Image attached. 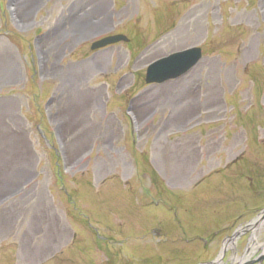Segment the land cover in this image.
I'll use <instances>...</instances> for the list:
<instances>
[{
	"label": "rangeland",
	"instance_id": "374dc122",
	"mask_svg": "<svg viewBox=\"0 0 264 264\" xmlns=\"http://www.w3.org/2000/svg\"><path fill=\"white\" fill-rule=\"evenodd\" d=\"M263 210L264 0H0V264H211Z\"/></svg>",
	"mask_w": 264,
	"mask_h": 264
},
{
	"label": "water",
	"instance_id": "95a60500",
	"mask_svg": "<svg viewBox=\"0 0 264 264\" xmlns=\"http://www.w3.org/2000/svg\"><path fill=\"white\" fill-rule=\"evenodd\" d=\"M128 38L123 35H116L104 38L95 42L92 45V50L103 49L120 42H128ZM203 59L202 49L198 47H191L189 49L179 51L173 54H170L166 57L160 58L155 62L151 63L146 71L145 83L147 85H163L167 82L176 81L179 78L187 75L191 70H193L201 60ZM264 224V210L261 214L254 219L252 222L248 223L244 228L239 229L232 237L228 238L225 243L226 246L222 249L220 259L215 263L219 264L222 257L225 255L227 244L232 242L236 237H239L247 232H252V236L255 234L258 228L262 227ZM264 246V244H263ZM249 248L247 249V251ZM246 251V253H247ZM263 253V252H262ZM264 254L254 262L259 263L263 262ZM252 263V264H254Z\"/></svg>",
	"mask_w": 264,
	"mask_h": 264
},
{
	"label": "bare ground",
	"instance_id": "6f19581e",
	"mask_svg": "<svg viewBox=\"0 0 264 264\" xmlns=\"http://www.w3.org/2000/svg\"><path fill=\"white\" fill-rule=\"evenodd\" d=\"M257 245V241L255 239V235L252 236L250 242H249V251L251 253H245V255H243L242 257L240 258H237L234 262V264H249V261H251L252 257H253V253L255 251H257L258 249H255V246ZM260 246V245H259ZM231 247V246H230ZM262 255L264 254V246L263 247H260ZM254 262V261H253ZM253 262H250V263H253Z\"/></svg>",
	"mask_w": 264,
	"mask_h": 264
},
{
	"label": "flooded vegetation",
	"instance_id": "af4514ba",
	"mask_svg": "<svg viewBox=\"0 0 264 264\" xmlns=\"http://www.w3.org/2000/svg\"><path fill=\"white\" fill-rule=\"evenodd\" d=\"M260 247H263V244H260L258 250L255 251V252L252 254L253 256L256 255L257 257H256L255 259L249 261V264H252V263H250V262H253V261L255 262V261L261 256V254H262L261 252H262V251H261ZM248 248H249V247H248ZM248 248H247V249H248ZM246 251H247V250H245V253H246ZM259 251H260V252H259ZM247 252H248V253H251L249 250H248ZM244 255H245V254H244ZM254 262H253V263H254Z\"/></svg>",
	"mask_w": 264,
	"mask_h": 264
},
{
	"label": "trees",
	"instance_id": "16d2710c",
	"mask_svg": "<svg viewBox=\"0 0 264 264\" xmlns=\"http://www.w3.org/2000/svg\"><path fill=\"white\" fill-rule=\"evenodd\" d=\"M35 71H33V73H34Z\"/></svg>",
	"mask_w": 264,
	"mask_h": 264
}]
</instances>
